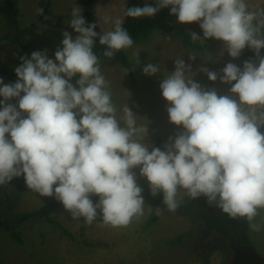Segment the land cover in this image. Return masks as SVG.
I'll list each match as a JSON object with an SVG mask.
<instances>
[{"label":"clouds","instance_id":"obj_1","mask_svg":"<svg viewBox=\"0 0 264 264\" xmlns=\"http://www.w3.org/2000/svg\"><path fill=\"white\" fill-rule=\"evenodd\" d=\"M170 10L180 24H198L202 36L193 41L223 42L232 59L245 49L255 59L227 63L219 76L230 95L205 89L195 81L192 64L174 61L175 70L160 82L168 102L170 123L181 129L163 150L146 143L149 127L137 124L128 104L117 115L110 85L94 51L96 41L105 58L134 45L122 19L104 17L113 25L97 32L87 23L82 7L74 6L61 45L50 58L47 50L21 57L17 80L0 79V185L23 177L28 189L60 202L73 219L91 225L126 228L144 216L143 188L135 169L149 182L153 197L175 212L178 194L204 197L231 220H245L253 232L264 211V7L248 0H155L127 7L128 18H154ZM43 11L42 9L40 10ZM137 63L139 64V54ZM195 60V57H189ZM244 60V59H243ZM144 75L160 67L147 63ZM211 82L218 74L201 67ZM78 77V79H77ZM75 79V83H73ZM15 100L16 103H11ZM98 197L93 202L92 197ZM160 216L165 209L157 207Z\"/></svg>","mask_w":264,"mask_h":264},{"label":"rangeland","instance_id":"obj_2","mask_svg":"<svg viewBox=\"0 0 264 264\" xmlns=\"http://www.w3.org/2000/svg\"><path fill=\"white\" fill-rule=\"evenodd\" d=\"M127 1L94 0L100 32L113 27L111 23H104L105 16L125 22ZM136 2V6H143L145 3L154 4L155 0ZM248 3L252 7H264V0H248ZM77 5L81 7V0L19 1L17 10L20 27L27 28L35 23L28 34V41H34L37 45L29 53V58L35 51L47 50L49 57L54 59V53L63 39V31H68L75 38L77 34L68 26V22L72 8ZM172 22L190 33L194 31L202 36L198 24H180L175 16H172ZM8 29L0 17V37ZM213 42L215 47L212 48V54L209 52L206 55L192 53L180 41L161 32L155 33L145 44L134 43L132 48L126 49V53L137 66L135 87H131L126 72L116 59L100 60L118 118L122 115L123 106L128 104L137 115V124L149 127L146 140L149 150L156 147L157 139L160 138L165 145L169 137H175L181 131L170 123L167 112L169 105L160 89L161 80L175 70V60L185 59L186 64H192L193 74L190 76L203 88H206L204 78L207 75L199 69L207 67L217 72V91L222 95H230V85L220 83L219 76L227 63L242 68L244 60L241 57L232 59L224 51L222 41ZM134 53L139 54V64ZM18 56L10 42L0 43V68L13 66ZM193 56L194 61L189 59ZM149 62L159 65L160 72L157 75H144L142 69ZM0 79L6 83L5 78L0 76ZM134 171L137 183H144L147 187L142 193L144 197L146 192H150L149 182L140 177L139 169ZM19 178L24 180L22 176ZM18 184L20 182L13 180L0 185V264H231V243L218 236L205 238L206 229L201 222L168 214L166 209L157 216L154 209L158 206L152 202H145L144 216L126 228L101 226V218L89 225L82 218L73 219L64 207L51 216L56 225L39 220L21 223L22 214L38 210L55 199L28 189L25 180L21 181L22 190L17 194ZM185 198L187 196L182 192L177 196L181 201ZM93 202H98V197ZM257 221H264V211H261ZM13 234L19 240H15ZM178 236H182L181 241L177 240ZM246 248L264 259V230H250V243Z\"/></svg>","mask_w":264,"mask_h":264},{"label":"trees","instance_id":"obj_3","mask_svg":"<svg viewBox=\"0 0 264 264\" xmlns=\"http://www.w3.org/2000/svg\"><path fill=\"white\" fill-rule=\"evenodd\" d=\"M19 1L20 0L0 1V17L9 28L7 33L0 37V43L10 42L19 54L13 66H1L0 68V76L6 79V84L13 83L18 79L15 75V68L20 65L21 57L25 54L29 55L32 49L37 45V43L34 41H28V34H30L31 28L34 27L35 23L27 28H21L19 25V14L17 10ZM136 3V0H128L127 7L136 6ZM81 7L83 11L82 14L85 17L86 22L89 24L96 23L97 21L94 11V0H81ZM123 26L132 36L134 43L138 45L147 43L155 33L161 32L171 39L180 41L183 47L192 53H196L197 55H206L209 52L212 54V48L215 47L213 42L214 39L204 41L203 43H201L199 40L193 41L191 38V33L188 30H186L184 27L173 24L172 15H170L169 9L160 11L154 18L144 17L133 19L127 17ZM96 31L98 33L100 32L99 26L97 27ZM104 50V47L99 45V41L97 40L94 51L99 56L100 60L107 59L102 55ZM262 55H264V50H262ZM241 56L244 61L250 58L255 59V54L249 49H245ZM113 59H116L126 72L127 78L131 83V87H135L137 82L135 74L137 66L127 55L126 49L118 52ZM204 80L206 83L205 89H216V82H211L208 77H205ZM73 83H75V79ZM218 94L222 95L220 92H218ZM11 103H16V101L13 100ZM156 147H159L161 150H163L164 143L160 138L157 139ZM13 180L14 182L15 180L20 182V184L17 185L18 194L22 190L21 181L24 180L20 179L19 177L14 178ZM139 186L143 188V192L146 191L147 187L144 183H140ZM96 198L97 197L95 196L92 197L93 200ZM144 199L145 202H152L156 206L166 209L163 205L162 193L153 197L150 192H146ZM62 207L63 205L60 202L54 200L38 210L22 214L19 222L22 223L31 220H39L56 225L57 223L54 217L51 216L58 212ZM168 214L184 216L193 222H201L206 229L205 238L218 236L224 241L231 243V248H234L235 245H237L243 251L249 253V255H253L251 250L246 248L250 243V229L247 222L241 219H229L226 215L222 214L219 209L210 207L204 197L198 198L197 200H192L188 197L182 199L180 207L175 212H169ZM63 232L67 233L66 231ZM13 238L15 240H19L15 234H13ZM181 239L182 236H178L177 240L181 241ZM253 261H255V257ZM258 262L264 264V259L259 257L256 259L254 264H258Z\"/></svg>","mask_w":264,"mask_h":264},{"label":"flooded vegetation","instance_id":"obj_4","mask_svg":"<svg viewBox=\"0 0 264 264\" xmlns=\"http://www.w3.org/2000/svg\"><path fill=\"white\" fill-rule=\"evenodd\" d=\"M253 253V252H252ZM255 257V261L256 259H258L259 257H257V255H253L249 253H247L246 251H243L239 246H235L234 248H232V261L231 264H254L255 261H253ZM258 264H261V262H258Z\"/></svg>","mask_w":264,"mask_h":264}]
</instances>
